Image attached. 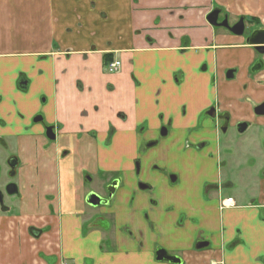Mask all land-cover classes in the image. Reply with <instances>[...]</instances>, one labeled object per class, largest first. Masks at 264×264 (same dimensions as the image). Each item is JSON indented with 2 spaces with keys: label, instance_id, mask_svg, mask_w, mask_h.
I'll return each mask as SVG.
<instances>
[{
  "label": "crops",
  "instance_id": "crops-1",
  "mask_svg": "<svg viewBox=\"0 0 264 264\" xmlns=\"http://www.w3.org/2000/svg\"><path fill=\"white\" fill-rule=\"evenodd\" d=\"M213 10L220 11L218 22L243 18L264 30V0H0V143L19 158L22 196L15 212L0 214V264H158L136 242L151 244L154 231L167 226L169 251L182 264H264V190L255 202L232 199L221 207L203 204L197 188L179 204L160 203L156 192L114 210L108 232L80 204L81 191L74 201L58 202L52 180L60 147L45 149L49 126H59L55 142L78 146L84 161L114 154L131 160L136 145L158 141L162 128L176 144L197 143L211 124L203 112L215 102L232 124L264 128V115L254 114L264 102V67L249 74L253 49L210 25ZM108 57L121 62L118 72H106ZM227 70L236 71L233 81L226 82ZM174 121L178 129L169 131ZM89 144L94 149L82 148ZM98 167L109 170L103 162ZM71 175L62 177L69 191ZM155 198L157 206L150 203ZM199 240L209 247L195 250Z\"/></svg>",
  "mask_w": 264,
  "mask_h": 264
},
{
  "label": "flooded vegetation",
  "instance_id": "flooded-vegetation-1",
  "mask_svg": "<svg viewBox=\"0 0 264 264\" xmlns=\"http://www.w3.org/2000/svg\"><path fill=\"white\" fill-rule=\"evenodd\" d=\"M241 19V18H240ZM223 20V19H222ZM239 21V20H238ZM244 21V19H243ZM237 23V22H236ZM235 23V24H236ZM230 25V24H229ZM234 25V24H233ZM230 25V26H233ZM257 30V29H255ZM244 33L242 36H236L234 34H232L233 36L236 37H242L244 38V43L246 42V38L251 34L252 31H254V28L252 26H249V24L244 22ZM247 31V33H246ZM248 47H250L251 49H253L254 52V56H256L255 60L253 61L252 65L250 66L249 69V74L253 75V74H258L259 72H261L263 70L264 67V53L263 55L260 54V51H256L254 49L253 46L248 45L247 43H245ZM108 59H110L108 57ZM104 67L105 70L108 74H113L119 71V69L121 68V62L117 61V60H105L104 61ZM114 62H117L119 67L116 71H110L109 67L111 64H113ZM257 64V65H256ZM256 65V67L261 66V69L257 72H252V68H254V66ZM255 67V68H256ZM229 72H233L232 78L228 79L227 78V74ZM235 70H227L225 73V80L226 82L228 81H233L235 78ZM264 104V102L257 104L256 106H254V114H255V109L257 108V106H260ZM218 107L219 104L215 102L214 105L209 106L208 108H205L204 112H203V116L202 118L209 120V122H211L210 127H206L204 128V137H202L203 139L199 140V142L197 143H192V142H188L186 140H184V142L182 144H184V148L186 151L184 152H188L186 153L187 155H183L181 154V157H183L184 159H190V158H195V161H202L205 162L206 164L213 166V162H215V167H216V176H211V179H209L208 177H206V175H199L198 176H193L190 183H189V187L190 188V192L193 191L194 189H199L200 190V199L203 202V204L207 205L208 207H214L215 205H220L224 206V205H229L233 198L231 197H226V198H222L224 197V190H229L232 189L234 187V183L231 182L229 184V182L227 181H222L221 179V175L218 172L220 167L225 166V162L222 163V161L220 160V150H219V142L220 139L225 137L228 138L229 136V132H236L239 135L240 134H244V132L248 131L251 128V125H249V123L246 122H239V123H235L232 124L231 121H229V115L225 112H222L221 109H219ZM256 115V114H255ZM257 116H261V115H257ZM263 116V115H262ZM123 118V116H120ZM35 122L37 121H41V117H37L36 119H34ZM241 125L246 126L244 128L243 131H239L241 129ZM48 128H51V131H48V136H47V127L45 128V137L47 140V148L46 151L51 150L53 143H56V147H60V150H58L57 154V161L55 166V169L57 171L56 173V185H57V199L58 202H61V200L67 202V201H74L77 197V192H82L81 196H80V204H82L83 208L85 209V207L87 206L88 208H90L89 210H86L87 212H91L94 215V220L93 222L96 225V222L98 221H103L104 218L106 222L112 221V224L116 223L115 219L117 218V216L115 215L116 212L114 210L118 209H124L125 207L130 208L133 207V201L135 200V197L137 195H139V198H143V197H147L148 200L150 198H152L154 196V194L157 192L156 184H155V179H161L162 181L166 182V188H168L169 192L171 190V193H174L176 190L175 184L178 183V177L176 175L173 174V172H169L168 175L164 174L163 172V166L160 163H152L146 170L142 171L143 166L140 163V154H139V160H138V154L136 155V157H134L131 160L126 159L125 156L123 155H112L113 157L107 159L105 162L103 161H99V160H94V159H90L88 161H84L82 159L83 154L78 153L79 150H76V148L78 146H75V150H70L66 147H62L60 142H55V138H56V132L60 131L59 126H57L56 128H52V126H49ZM112 129L109 131V134L111 135ZM52 133H53V139H50V137H52ZM167 130L165 128H162L160 130L159 133V137L160 138H167ZM223 135V136H222ZM110 137L106 138V147H110V143H111V139H109ZM95 141V139H94ZM160 140L158 141H149L145 144L144 149L145 151H147V149L151 148V147H155L157 145H159ZM213 143H214V152H209V153H205V151L203 150L202 152H199L202 148H206L209 149L210 146L213 147ZM93 144V143H92ZM92 144L89 145H83V147L85 146H90L92 147V149H94L95 146H93ZM193 148V147H195ZM8 146H6L3 143H0V149L3 152L7 151ZM50 148V149H49ZM141 150V149H140ZM190 151L194 152V153H189ZM229 152V150H228ZM203 153V154H202ZM247 153V152H245ZM79 154H81L82 156H80ZM248 154V153H247ZM230 155V154H227ZM72 159L74 161H72ZM103 162L104 164H107L109 170H104L100 167L97 168L98 164ZM14 164L15 167H13L14 169L11 168V166H13ZM254 164V163H253ZM5 165H6V174L9 175V177L11 178H15L17 176V170L19 167V158L17 155H8L5 158ZM131 166V171L130 172H126L124 170L125 166ZM150 168V170H148ZM92 169H94V171H92ZM68 173H71L72 177L71 179V185L70 187V191L67 190V182L62 180V177L67 175ZM0 174H1V169H0ZM148 174V177L145 179L144 177L142 178L143 180V184H141L140 181H138L139 176L138 175H146ZM87 175H92V176H97L98 178V184H102V187H100V189H96V188H92L87 190V188H90L89 186H91L93 184V178L92 179H88V178H84ZM129 175L133 176L135 178V183L136 185L130 186V188H127L125 190V194L128 196H133V200L131 202H121L122 200L120 199V192L125 188L124 184L126 182H128V180H126ZM64 179V178H63ZM77 179V182H76ZM171 179V180H170ZM70 181V180H69ZM138 182V183H137ZM15 185L16 187V193H14L13 195H8L6 194V187L9 186L10 184ZM78 183V184H77ZM97 184V185H98ZM125 184V186H126ZM66 187V188H65ZM20 186L18 181L17 182H8L5 184L0 185V191L2 194V202L0 201V214H5L8 212H11L12 210V204L10 203V206H7L4 204V197L5 195L11 196V197H16L18 200L17 205H19L20 201H21V194L20 193ZM87 190V191H86ZM161 192L162 195H164L166 192H163L161 190H159ZM190 192H184V195L187 193V196L185 195V199L183 201H180L181 203H185L192 200L191 195L189 194ZM129 195H128V194ZM94 194L95 196H97V198H99L100 200L98 201H94L92 203L94 204H90L88 201V196ZM164 197H166V195H164ZM157 199L159 198H155L153 200H150V203L153 206H157L159 204V201H157ZM163 199V198H162ZM176 197L174 194H172L171 196H169V201H175L178 204L180 203L179 201L175 200ZM102 202V203H101ZM99 203L98 205H95ZM222 204V205H221ZM18 209V208H17ZM101 210H106V212L102 213ZM19 211V209L17 210V212ZM166 212H169V206L166 208ZM19 213V212H18ZM168 214V213H167ZM186 219L185 215H179V226L180 224L183 223V221ZM108 226L107 227H103L102 229H104L105 231H110L111 225L109 223H107ZM150 226H152L150 224ZM167 232L165 230L162 229L163 233H161L159 230H155L154 234H153V242L151 244L152 245V250L150 249V251L153 254L154 257V261L155 263L158 264H168V262H158L156 261V256L155 254L157 253V251H161L163 250V252H165L167 255L170 256H175L178 257L181 261L182 264L183 260L177 256L176 254L172 253L169 251V248L165 247L164 244L165 240L163 239L168 233H169V227L167 226ZM154 230V228H153ZM122 231L124 232V235L128 238L131 239L132 238V234L130 229L127 228V226L122 228ZM31 235L37 236L40 235V231L38 230H34L31 229L30 231ZM160 238V239H159ZM108 245V247H110L111 243L105 244ZM137 247L139 248L138 251L142 252V250L145 248V246H147V244L145 245V242L143 240H138L136 242ZM150 245V244H148ZM209 247V243L205 240H199L195 243V250H201V249H207ZM110 251L116 250L114 247L109 249Z\"/></svg>",
  "mask_w": 264,
  "mask_h": 264
},
{
  "label": "rangeland",
  "instance_id": "rangeland-1",
  "mask_svg": "<svg viewBox=\"0 0 264 264\" xmlns=\"http://www.w3.org/2000/svg\"><path fill=\"white\" fill-rule=\"evenodd\" d=\"M247 33V31H246ZM38 116L34 117L36 119ZM34 122V125L39 126L40 122L37 121ZM177 121L172 122L173 125L169 128V131L171 129L177 130ZM178 133V132H177ZM171 134V132H170ZM223 136V135H222ZM180 138V137H177ZM159 145L155 147H151L147 149V151L143 150L144 144L136 145L137 153H138V160H139V154H140V163L143 166L142 171L146 170L152 163H160L163 166V172L164 174L168 175L169 172H173L174 175L178 177V183L175 184L176 191L174 193H171V190L169 192L168 188H166V182L162 181L161 179H155L156 189L157 192H160L159 190L166 192L164 195L166 197L161 196L163 199L160 203H169V196L172 194L175 195L177 201H183L185 199L184 192L189 191L191 187H189V183L193 176L199 175H206L209 179H211V176H216V167L215 162H213V166H210L202 161H195V158L190 159H184L181 157V154L187 155L184 152L185 146L182 144L181 141L174 143L172 142L174 139H171L169 137V140L166 138H160ZM219 150H220V160L222 163L225 162V166L220 167L219 173L221 175L222 181H227L229 184L233 182L234 187L229 190H224V194L222 198L231 197L235 200L237 204H243V203H251L255 202L257 199V195L259 192L264 190V128H251L248 131L244 132V134H238L236 132H229L228 138L223 137L220 139L219 142ZM195 149V147H193ZM141 149V150H140ZM198 150V149H197ZM205 151V153L214 152V143L213 147L210 146L209 149L202 148L199 152ZM229 150V152H228ZM247 152V153H245ZM8 152H2L0 151V185L8 183L10 181L17 182L15 178L9 177L8 174H6V165H5V158L8 156ZM203 154V153H202ZM230 154V155H227ZM254 163V164H253ZM150 170V168L148 169ZM50 176V171H46ZM57 171L54 172L56 174ZM56 176V175H55ZM138 181L143 184L142 178L145 179L148 177V174L146 175H138ZM54 178V177H53ZM85 179H92L93 178V184L89 186L90 188H87V190L96 188L100 189L102 187V184H98V178L97 176L87 175L84 177ZM48 179H50L48 177ZM45 179L48 183H50V180ZM128 180L126 186L124 184V189L120 192V199L121 202H131L133 200V196H128L125 194V190L127 188H130V186L136 185L135 178L131 175L126 179ZM171 180V179H170ZM54 184H56L57 179L56 177L54 180H52ZM263 183H259V182ZM44 182V180H43ZM42 183V182H41ZM138 183V182H137ZM98 184V185H97ZM54 188L57 190L58 188L54 186ZM86 190V191H87ZM101 190V189H100ZM191 193V192H190ZM56 193H52V195H55ZM42 195V194H41ZM193 195V191L191 193V196ZM43 196V195H42ZM53 198V196H47V200H50ZM18 199L16 197H11L8 195H5L4 197V204L7 206H10V203L12 204V210L11 212H15L16 205ZM139 195L135 197V200L133 201V204L138 203L139 201ZM158 201V200H157ZM86 210H89L87 206L85 207ZM18 210V209H17ZM168 213V212H167ZM169 215V213H168ZM214 215V213H213ZM85 216V215H84ZM165 219L168 218L166 215L163 216ZM169 220V219H168ZM167 221V220H166ZM101 225L104 227H107L108 224L106 221H101ZM169 233L163 238L165 240L164 246L169 248ZM160 239V238H159ZM146 245V244H145ZM152 245L145 246V248L142 250V254H146L148 252H151ZM126 250L131 249L129 245H127ZM137 250L139 248H136ZM76 255H79V257H82L83 252L82 251H75ZM52 263V260H51ZM95 262L92 261L90 264H94Z\"/></svg>",
  "mask_w": 264,
  "mask_h": 264
},
{
  "label": "water",
  "instance_id": "water-1",
  "mask_svg": "<svg viewBox=\"0 0 264 264\" xmlns=\"http://www.w3.org/2000/svg\"><path fill=\"white\" fill-rule=\"evenodd\" d=\"M219 15H220L219 10H213L210 14H208L206 19H207L208 23L212 26L222 27V28L226 29L227 31L231 32L232 34H234L236 36H242L243 35V33H244V31H243L244 30L243 18L239 19V21L236 24H234L233 26H230L227 18H225V17L223 18V20L221 22H218L217 18H219ZM245 41H246L245 43H247L250 46H253L256 51H260V54L263 55V53H264V30L263 29L262 30L257 29V30L252 31L251 34L246 38ZM256 65L254 66V68H252V72H257L261 69V66L256 67ZM232 75H233V72H229L227 74V78L228 79L232 78ZM255 114L261 115V116L264 115V104L257 106V108L255 109ZM239 127H241V129L239 130L241 132L244 130V128L246 126L241 125ZM46 131H47V136H48V131L52 132L51 128H47ZM50 139H53V133H52V137H50ZM15 165L16 164L11 166V168L14 169L13 167H15ZM14 193H16V187H15V185H13L11 183L9 186L6 187V194L13 195ZM88 199H89L88 202L90 204H94L92 202L100 200L94 194L89 195ZM0 201L2 202L1 191H0ZM98 204L99 203H97L95 205H98ZM155 256H156V261H158V262H168V264H179V263H181L180 262L181 260L178 257L167 255L165 252H163V250L157 251Z\"/></svg>",
  "mask_w": 264,
  "mask_h": 264
},
{
  "label": "built area",
  "instance_id": "built-area-1",
  "mask_svg": "<svg viewBox=\"0 0 264 264\" xmlns=\"http://www.w3.org/2000/svg\"><path fill=\"white\" fill-rule=\"evenodd\" d=\"M119 65L117 62H114L113 64L110 65L109 69L110 71H116L118 69Z\"/></svg>",
  "mask_w": 264,
  "mask_h": 264
}]
</instances>
